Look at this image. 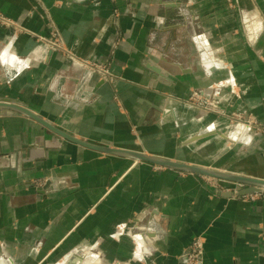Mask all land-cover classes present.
Instances as JSON below:
<instances>
[{"label":"crops","instance_id":"0c3cea01","mask_svg":"<svg viewBox=\"0 0 264 264\" xmlns=\"http://www.w3.org/2000/svg\"><path fill=\"white\" fill-rule=\"evenodd\" d=\"M0 99L91 144L264 179V137L207 164L222 115L264 123V0H0ZM241 190L0 108V264H186L198 237L203 264H264V195L222 196Z\"/></svg>","mask_w":264,"mask_h":264},{"label":"water","instance_id":"95a60500","mask_svg":"<svg viewBox=\"0 0 264 264\" xmlns=\"http://www.w3.org/2000/svg\"><path fill=\"white\" fill-rule=\"evenodd\" d=\"M0 108L16 111L28 117L29 119L33 120L34 122H36L43 129L47 130L52 135L60 139H63L65 141H68L70 143L76 144L85 149H89V150L102 153V154L127 157L129 159L149 163L151 165H155V166L166 168V169H172V170L192 173V174H196V175H200L204 177H209V178L245 186L244 189L236 193L234 192L222 193V196L224 197H233V196L242 197V196L253 195V194H263L264 195V179L262 178L242 176V175H239L233 172H224V171H220V170H216V169H212L208 167H202V166H197L193 164L172 161V160L157 157L154 155H149V154L142 153V152H136V151L125 150V149H116L112 147L91 144L89 142L78 139L74 137L73 135H70L69 133L59 129L58 127L53 125L51 122L41 117L39 114H37L36 112L26 107L20 101H16L12 99H0ZM49 185L50 183L47 182L44 187L37 188V192L43 194L48 189Z\"/></svg>","mask_w":264,"mask_h":264},{"label":"rangeland","instance_id":"374dc122","mask_svg":"<svg viewBox=\"0 0 264 264\" xmlns=\"http://www.w3.org/2000/svg\"><path fill=\"white\" fill-rule=\"evenodd\" d=\"M196 98V100H192L190 103H194L195 105L199 106L200 108L206 110H211L214 108V103L215 102H206L205 100H202L201 97H193ZM217 105V103H215ZM225 119L227 118L229 120V127L227 130H225L222 133H218L221 135L223 138L221 140H214L217 144H215V150L210 155V160L207 161V164L209 165H214V162L217 163L218 160L226 158L228 156L231 157V153H235V149L237 147H241L244 149V151H247L248 149L252 148L253 143L256 141H261L262 138L264 137V123L260 122L256 119H252L250 117H244L239 114H225L222 115ZM231 125V126H230ZM214 138L217 139V134L213 135ZM238 144V145H236ZM227 172H236V169L233 165H231ZM213 179V178H211ZM216 180L219 183H223L228 186H233L237 187L238 189H244L245 186L231 183V182H226V181H221L217 179ZM123 229H118L121 233ZM122 235V233H121ZM90 252V251H89ZM8 259V258H7ZM8 260H12L11 258ZM79 260V259H78ZM91 260V264H95L96 260L90 258V257H85L82 259V262ZM81 261V260H80ZM95 261V262H93ZM73 262V261H72ZM72 262L70 264H72ZM93 262V263H92ZM11 262H7V264H10ZM44 264H49V263H44Z\"/></svg>","mask_w":264,"mask_h":264},{"label":"built area","instance_id":"2783aa9c","mask_svg":"<svg viewBox=\"0 0 264 264\" xmlns=\"http://www.w3.org/2000/svg\"><path fill=\"white\" fill-rule=\"evenodd\" d=\"M228 3H230L231 5H235L236 4V0H227ZM41 40H43L44 42H46L49 47L53 50H57V51H64L65 54L69 57V59L76 65L84 68V69H89V70H94V71H99L98 69H100L102 72H104L103 68L96 66L95 64L89 63L87 61L78 59L76 57H74L68 50H65L63 47V43L59 37V35L57 33H53L50 39H45L42 38ZM197 97V95L194 93L193 97ZM203 254H204V246H203V242L201 240V238H195L187 253L185 254V258H186V264H203Z\"/></svg>","mask_w":264,"mask_h":264}]
</instances>
